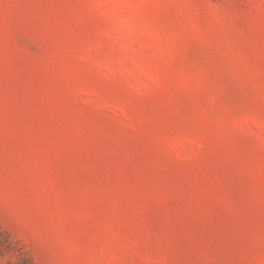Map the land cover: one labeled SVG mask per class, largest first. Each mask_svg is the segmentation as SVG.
Here are the masks:
<instances>
[{"label": "rangeland", "instance_id": "obj_1", "mask_svg": "<svg viewBox=\"0 0 264 264\" xmlns=\"http://www.w3.org/2000/svg\"><path fill=\"white\" fill-rule=\"evenodd\" d=\"M264 264V0H0V264Z\"/></svg>", "mask_w": 264, "mask_h": 264}, {"label": "trees", "instance_id": "obj_2", "mask_svg": "<svg viewBox=\"0 0 264 264\" xmlns=\"http://www.w3.org/2000/svg\"><path fill=\"white\" fill-rule=\"evenodd\" d=\"M18 264H20V263H18Z\"/></svg>", "mask_w": 264, "mask_h": 264}]
</instances>
